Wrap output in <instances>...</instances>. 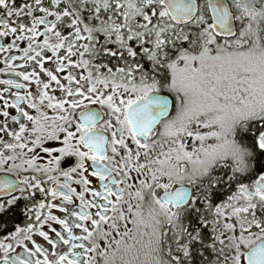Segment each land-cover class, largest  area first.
<instances>
[{
    "label": "snow or ice",
    "instance_id": "snow-or-ice-1",
    "mask_svg": "<svg viewBox=\"0 0 264 264\" xmlns=\"http://www.w3.org/2000/svg\"><path fill=\"white\" fill-rule=\"evenodd\" d=\"M0 264H264V0H0Z\"/></svg>",
    "mask_w": 264,
    "mask_h": 264
}]
</instances>
